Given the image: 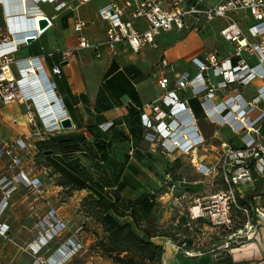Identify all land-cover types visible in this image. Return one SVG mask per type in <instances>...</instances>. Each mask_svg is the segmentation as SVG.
I'll return each instance as SVG.
<instances>
[{
    "label": "built area",
    "instance_id": "built-area-1",
    "mask_svg": "<svg viewBox=\"0 0 264 264\" xmlns=\"http://www.w3.org/2000/svg\"><path fill=\"white\" fill-rule=\"evenodd\" d=\"M17 1L21 11L26 9V14L6 18L5 27L0 15V107L15 102L25 104L27 121L33 133L50 134L61 128L62 119L68 117L65 101L56 93L58 86L55 77L62 75V67L55 65L50 68L44 56L29 57L21 76L17 77L12 70L14 53L20 45L28 44L29 38L37 39L53 25L57 17L55 14L49 16L41 11L42 15H34L40 12L41 5H52L57 12L75 10L91 0ZM98 17L99 21L107 24V30L104 38L95 41L85 33L88 22L79 15L74 18V30L78 33L76 49H89L97 58H102L106 53L116 56L123 50L140 54L146 48H158V37L162 34L174 30L201 34L212 28L215 22H221L219 35L232 48L226 52L219 48L206 50L202 57L196 59V74L190 71L177 74L173 88L171 78L165 73L161 74L158 83L162 95L156 100L137 105L145 128L144 139L150 151H160L166 156L188 153L191 149L195 151L204 145L206 138L199 120L188 99L181 95L182 91L189 90L191 97L199 100L207 121L226 126L239 135L244 134V145L240 150H232L227 141L222 142L224 147H228L229 164L236 162L242 169L238 175H245L246 179L251 180L249 162L254 163V170L259 175H264V0H110L107 6L99 10ZM44 18L48 20V26L41 30L39 22ZM19 21L22 22L21 26ZM28 29L36 33L26 32L16 36L17 31ZM159 66L166 71L172 64L164 56ZM39 78L51 97V106L60 111L54 126L47 124L33 92L25 88L28 85L30 89L33 86L31 81L38 83ZM257 81H260V85L247 98L240 89ZM16 144L22 150H30V144L23 139ZM0 151L1 155H12L10 166L21 167L23 159L13 149L0 146ZM133 152L131 149L130 153ZM197 167L202 173L211 171V166L202 162ZM232 175L237 174L234 172ZM0 182H7L5 200L19 186L44 192V182L39 177L29 176L23 169L10 181L0 175ZM232 193L231 190L213 195V201L221 203L209 212L215 225L230 222L228 214ZM198 207L191 210L193 218L202 216L196 211ZM50 215L54 219L52 223L39 220L35 224L37 236L29 247L36 254L49 250L68 228L66 220L60 218L57 212L51 211ZM5 225L0 223L2 228ZM249 225L250 229L255 227L252 220ZM82 229L83 226L79 228ZM2 235L11 241L7 230ZM251 238L248 236V239ZM83 249L84 244L71 236L59 246L49 261L36 258L31 264H67Z\"/></svg>",
    "mask_w": 264,
    "mask_h": 264
},
{
    "label": "crops",
    "instance_id": "crops-1",
    "mask_svg": "<svg viewBox=\"0 0 264 264\" xmlns=\"http://www.w3.org/2000/svg\"><path fill=\"white\" fill-rule=\"evenodd\" d=\"M106 2L108 3L105 6L110 3V0H91L75 10L63 9L57 12L54 11L52 5H41L40 12L34 15H42L41 11H44L49 16L55 14L57 17L53 20V25L33 42L20 45L18 51L14 53L15 62L12 63V70L17 77L21 76V71L26 66V59L29 57L44 56L50 68L55 65L62 67V75L55 77L58 86L56 93L65 101L67 115L73 121L71 128L65 129L61 127L50 134H34L27 121V106L25 104L15 102L0 107V146L11 148L22 157L23 163L21 167H18L17 172L23 169L29 175H34L33 177H39L44 182V192H60L64 187L63 182H69L70 185L68 187L73 186L74 188L72 192L74 196L71 199L78 195L81 198L88 194L96 195V189L98 191L101 190V187L96 189L82 187L81 185L86 179L85 175H143L146 168L145 159L126 154L128 145L123 142L119 121L124 114L128 113L130 103H146L156 100L162 95L163 91L159 86L158 80L161 74L167 73L159 66L161 59L159 61V58L152 59L156 53L154 50H163L160 53L161 58L167 56L169 60L173 61L171 64H178V57L172 58L171 54L175 48L172 46L175 44H168L169 36L173 31L158 37V48H146L140 54L123 50L116 56L106 53L102 58H97L89 49L77 50L78 33L74 30V18L79 15L88 22L85 33L92 41L104 38L107 24L99 21L98 10ZM22 14H26V9L21 11L17 0L0 1V15L4 27L6 26V18L20 17ZM16 25L14 23L15 27ZM174 31L182 34V37L185 36L186 39L200 36L195 32H185L184 34V32L178 30ZM17 32L19 37L23 33L32 32V30H20ZM201 34L216 35L218 39H221L219 29L215 25ZM223 47L224 52L226 48H232L226 42ZM204 52H197V55H200L198 57L194 56L192 59L195 69L185 71L196 74L197 65L195 66V59L202 57ZM175 83L176 75L171 78L172 88ZM259 85L260 81H257L253 85L241 88L240 91L249 98L255 93L256 87ZM30 87L29 89L28 85H25L27 91L31 90L34 95L33 86ZM181 95L188 99V103L199 120L200 126L202 127L203 122L206 124L208 121L204 117L199 100L192 98L189 90L182 91ZM134 97H137L138 100L134 99ZM37 107H39L38 103ZM39 108L41 109L42 107ZM79 137H84V139L81 141ZM19 139H23L30 144L29 151L22 150L17 146L16 143ZM53 139L67 140L64 143H69L70 146H77V150H74L72 154H62L58 150L52 154H45L49 147H53ZM41 140H47L48 143L45 142L44 144L46 149L44 157L38 160L39 145H43V143H38ZM104 145L109 146V153L105 155V159L110 166L101 168L96 162L95 155L98 154L100 156V150ZM180 154L178 153L177 156L184 160ZM194 154H196L198 159L203 160L204 156L200 149L195 151ZM47 155H51L55 163H49ZM62 155L64 156L61 157ZM90 155L94 159H91ZM177 158L169 156L171 162H174ZM3 159L6 160V158ZM11 163H7L8 166ZM119 163L126 164L120 174L113 169V165ZM5 164V162L1 163L2 169ZM129 166L134 168L136 172L132 173ZM194 172L196 175L198 174L196 170ZM44 175L52 176L48 179ZM4 178L10 181L9 177L4 176ZM100 178L101 176H99L98 180ZM103 180L105 181L104 177ZM6 184L7 182H0V188L1 190L3 189L4 193ZM79 187L80 189H78ZM29 227H33V225L30 224ZM30 231L33 233L32 229ZM162 239L164 238L155 237L153 241L164 246V244L158 242V240ZM10 242L8 241L7 243ZM164 247L163 261L165 264L167 250L166 246ZM228 252L232 254L236 262L249 261L251 264H264V236H256L255 239H251L247 244L231 249ZM6 253L8 257L12 255L10 252ZM175 254L177 255V253Z\"/></svg>",
    "mask_w": 264,
    "mask_h": 264
},
{
    "label": "rangeland",
    "instance_id": "rangeland-1",
    "mask_svg": "<svg viewBox=\"0 0 264 264\" xmlns=\"http://www.w3.org/2000/svg\"><path fill=\"white\" fill-rule=\"evenodd\" d=\"M107 3L101 6L104 7ZM214 25L219 29L221 22H215ZM199 35L197 38L186 39L184 35L182 37V34L173 31L169 36L168 44H175L172 46L175 47L171 52L172 58L178 57V64L173 63L171 68L165 69L170 78L181 71L194 70L192 59L200 55H197V52L214 48L223 49L224 52L225 41L221 37L218 39L216 35ZM154 51L156 53L152 59L159 58V61L163 50ZM166 58L168 59L167 56ZM168 61L173 62L169 59ZM203 125L202 130L206 138V142L200 147L204 156L203 160L198 159L194 154L197 150L192 149L188 153L180 152L184 160L177 156L178 153L170 155L180 159L176 164L172 163L166 155L139 152L138 156L145 159L146 168L143 175H123L128 184L121 193L123 200L139 201L146 195L154 198L155 205L150 215L151 219L163 225H182L181 233L183 229L186 232H184L185 235L180 234L179 239L193 240L190 251L181 250L177 246L176 253L183 252L187 256L196 255V249L213 247L216 244H222L221 249L229 251L247 244L256 236H264V175H253L252 172L251 180L246 179L245 175H238L242 171L239 169L240 165L236 162L229 164L228 147L222 144L227 141L232 150H240L244 145L242 140L244 134L239 135L226 126L211 124L209 121L206 124L203 122ZM1 154L0 151L1 178L7 176L9 180H13L19 168L8 166L7 163L13 161L12 155ZM2 162L6 163L3 169ZM201 162L211 166V171L199 172L197 166ZM195 170L198 172L197 175ZM234 172L237 175H232ZM44 176L49 179L52 175ZM231 190L233 193L228 214L230 222L215 225L209 212L218 208L221 203L213 201L212 197ZM5 196L3 189L0 188V204L5 200ZM73 196L70 190L65 189L60 192H41L19 186L8 198V205L0 214V223L6 224L3 228L0 227V264H30L36 258L47 261L71 236L82 242L84 249L67 264H115L109 255L103 252L99 244L103 235L101 227L95 219L87 216L82 208L83 199L86 196L81 198L78 195L71 199ZM196 206H199L196 211H199L202 216L193 218L191 210ZM51 211L57 212L60 218L65 219L68 228L49 250L36 254L29 247L37 236L35 224L39 220L52 223L54 219L50 215ZM250 220L255 223L253 229H250ZM83 223L86 224L85 230H79ZM30 224L34 225V229L29 227ZM5 230L11 236L10 243H7L9 238L2 235ZM248 236L252 238L248 239ZM6 252L12 255L8 257Z\"/></svg>",
    "mask_w": 264,
    "mask_h": 264
},
{
    "label": "trees",
    "instance_id": "trees-1",
    "mask_svg": "<svg viewBox=\"0 0 264 264\" xmlns=\"http://www.w3.org/2000/svg\"><path fill=\"white\" fill-rule=\"evenodd\" d=\"M134 99L138 100L137 97H134ZM141 104L130 103L128 113L122 116L119 121L123 142L128 145V152L126 154L135 157L139 155V152L164 155L160 151H150L149 145L144 139L145 128L142 123L141 114L137 109V105ZM82 139L84 137H79V140L82 141ZM66 141L53 139V147H49L47 150H52L53 152L58 150L62 154H72L74 150H77V146H70L69 143H64ZM45 142L47 140L38 142L43 143L42 146L39 145L38 160L44 157V151L46 150L44 147ZM131 149L134 151L133 154L130 153ZM100 153V156L98 154L95 155L98 166L101 168L110 166L105 159V155L109 153V146L104 145ZM46 157L49 163H55L51 155H47ZM138 158L140 157L138 156ZM91 159H94V157L91 156ZM179 160L177 158L172 163L176 164ZM125 166L126 164L119 163L113 165V169L120 174L123 172ZM249 166L253 175H258L254 170V163L249 162ZM129 168L132 170L131 172H136L131 166ZM85 176V184L82 183V187L95 189L101 187V190L98 191L96 189V195L88 194L83 199L82 208L87 216L95 219L101 227L103 235L99 244L103 252L108 254L115 264H163L165 247L154 242L153 238L155 237L170 238L181 250H191L193 245L192 239H179L180 234L185 235L184 232H186L183 229V233H181L182 225H163L151 219L150 215L155 205V200L150 195H146L142 199L140 198L139 201L129 202L123 200L121 193L128 187L123 175ZM99 176H101L100 180H98ZM63 183V189L70 190V194H73V186L68 187L70 183L66 181ZM82 226L85 230L86 224L83 223ZM221 245L216 244L213 247L196 249L197 254L193 256H187L185 253L179 252L176 255L178 264H251L249 261H234L230 252L220 249Z\"/></svg>",
    "mask_w": 264,
    "mask_h": 264
},
{
    "label": "bare ground",
    "instance_id": "bare-ground-1",
    "mask_svg": "<svg viewBox=\"0 0 264 264\" xmlns=\"http://www.w3.org/2000/svg\"><path fill=\"white\" fill-rule=\"evenodd\" d=\"M29 28V27H27ZM29 34L36 33L35 31L27 32ZM24 34V33H23ZM19 34H16L18 36ZM31 78V77H30ZM38 83L36 81H30L33 84L34 89V96L35 100L38 103L39 107H42V112L46 116V122L49 126L56 125V120H58L60 111L56 108L51 106V97L49 96L48 92L45 90L44 84H42L41 79ZM42 86V87H41ZM42 105V106H41ZM7 207V200H4L0 204V214L5 210ZM164 239L158 240L159 243L164 244L166 246L167 253L165 255V264H176L178 263L176 259V250L177 247L174 242L170 238L163 237Z\"/></svg>",
    "mask_w": 264,
    "mask_h": 264
},
{
    "label": "water",
    "instance_id": "water-1",
    "mask_svg": "<svg viewBox=\"0 0 264 264\" xmlns=\"http://www.w3.org/2000/svg\"><path fill=\"white\" fill-rule=\"evenodd\" d=\"M19 23L22 24L21 21H19ZM39 23H40V29H41V30H44V29L48 26V20H47L46 18H44V19H40V22H39ZM32 26H33V28H35V26H36L35 23H33ZM34 40H35L34 37L29 38V39H28V43H31V42H33ZM61 125H62V127L65 128V129H67V128H71V127L73 126L72 118H71L70 116H68V117L62 119V121H61ZM52 153H53L52 150H46V151H45V154H52ZM163 264H164V261H163Z\"/></svg>",
    "mask_w": 264,
    "mask_h": 264
}]
</instances>
